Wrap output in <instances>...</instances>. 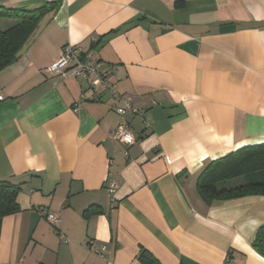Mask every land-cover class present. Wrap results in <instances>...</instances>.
<instances>
[{"label":"crops","instance_id":"1","mask_svg":"<svg viewBox=\"0 0 264 264\" xmlns=\"http://www.w3.org/2000/svg\"><path fill=\"white\" fill-rule=\"evenodd\" d=\"M66 45L141 112L125 115L133 145L113 138L109 92L90 100L86 81L50 72ZM263 143L264 0H61L0 72V181L20 208L2 219L0 264H141V249L159 264H264V197L197 192L210 161Z\"/></svg>","mask_w":264,"mask_h":264},{"label":"trees","instance_id":"2","mask_svg":"<svg viewBox=\"0 0 264 264\" xmlns=\"http://www.w3.org/2000/svg\"><path fill=\"white\" fill-rule=\"evenodd\" d=\"M61 0L45 3L35 9L0 7V20L16 22L6 30L0 29V72L14 64L20 51L37 29L39 23L49 14H54ZM242 178L233 188H217L218 184ZM197 192L207 205L246 197H264V143L248 146L230 153L216 161H210L197 179ZM19 187L8 181H0V229L4 217L20 211L16 202ZM253 249L264 258V225L255 235ZM141 264H159L146 250L138 255Z\"/></svg>","mask_w":264,"mask_h":264},{"label":"built area","instance_id":"3","mask_svg":"<svg viewBox=\"0 0 264 264\" xmlns=\"http://www.w3.org/2000/svg\"><path fill=\"white\" fill-rule=\"evenodd\" d=\"M50 72L86 81L91 91L90 100H96L101 91L109 92L114 100L113 109L120 117L119 124L112 132L114 140L126 146L135 143V138L125 121V115L127 113L141 115V112L133 106L131 98L121 96L114 89L109 81V73L102 62L95 61L82 47L66 45L62 48L61 55L55 65L50 68ZM107 189L109 193H114L116 183L113 179L108 181ZM47 221L55 227L59 219L54 216H48ZM60 239L63 242L65 240L62 235H60ZM104 250L105 247H101L100 251L103 252Z\"/></svg>","mask_w":264,"mask_h":264},{"label":"rangeland","instance_id":"4","mask_svg":"<svg viewBox=\"0 0 264 264\" xmlns=\"http://www.w3.org/2000/svg\"><path fill=\"white\" fill-rule=\"evenodd\" d=\"M242 181V178H237L235 180L225 181L218 184L217 188H233L234 186H238Z\"/></svg>","mask_w":264,"mask_h":264}]
</instances>
